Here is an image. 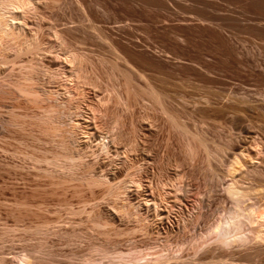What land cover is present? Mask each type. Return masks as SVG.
Returning a JSON list of instances; mask_svg holds the SVG:
<instances>
[{
	"label": "rangeland",
	"instance_id": "1",
	"mask_svg": "<svg viewBox=\"0 0 264 264\" xmlns=\"http://www.w3.org/2000/svg\"><path fill=\"white\" fill-rule=\"evenodd\" d=\"M38 1L21 34L0 38V264H16L21 251L32 264H132L129 251L148 246L191 257L193 229L231 204L226 184L264 190V110L226 101L264 83L229 66L206 82L170 63L183 49L171 33L134 25L151 18L135 2L98 0L119 7L107 16L97 0ZM84 9L102 32L119 16L136 36L91 35ZM127 37L167 52V62L123 57ZM67 50L82 54L81 69ZM216 56L207 59L221 64ZM237 152L241 167L230 173ZM251 261L264 264V247Z\"/></svg>",
	"mask_w": 264,
	"mask_h": 264
},
{
	"label": "bare ground",
	"instance_id": "2",
	"mask_svg": "<svg viewBox=\"0 0 264 264\" xmlns=\"http://www.w3.org/2000/svg\"><path fill=\"white\" fill-rule=\"evenodd\" d=\"M81 1H75L79 3V8H82L81 6L83 3L85 4V2ZM121 1L124 0H120V2ZM127 1H132V3L135 2L136 7L141 10L144 8V11L142 10L143 12H145L146 9L147 11H153V13L148 11V16L151 18L149 17L150 19L144 21L141 17H138V15L132 14L133 11H137L138 9L130 11L132 13L129 14V9L126 7L130 4H126L128 3ZM182 1H189L190 3L185 4ZM38 2V0H0V35H2L0 38H6V36L14 37L15 35L17 37L20 31L23 30V25L25 23L24 19L26 18L25 14L28 13V11L30 12V10L33 11L31 13L35 14ZM100 2L97 0L92 3H94L95 8L102 7L104 15H111V13H113L112 9H119L116 5L120 2L116 3L115 6L117 8L108 7L109 4H111L109 6L113 5L110 2L107 7L102 6ZM114 2L115 1H113V3ZM125 2L127 5L125 8L128 12L123 11V13L127 12V15L125 14L126 16L124 17H127L129 14L142 20L143 22L138 20L136 23V19H134V22L130 17L131 21L135 23L134 25H138L144 30H142L143 33L145 32L144 34H172V42L182 48L183 52L173 51L172 57L170 55L168 56L170 63H177V65L180 64V66L183 64L184 68H189L187 69L188 72L191 69L195 76L199 75V77L205 81L207 76V80L210 79L208 74L213 70L218 68L220 70L223 66H229L231 67L230 69H234L238 74L239 72H247L264 83V0H221V2L216 0H125ZM228 4L231 5V7ZM88 5H90V2ZM130 6L134 5L132 4ZM88 7L89 6L84 8ZM89 8H92L91 5ZM130 9H132V7ZM86 10L84 9L86 13H84V16L82 15L88 23L86 30L88 31L89 29L91 35L95 37L105 36L107 38L114 34L116 38H122L123 35L131 36V33H133V35L136 34V29H132L135 33L130 29V26H136H134L132 22H127L125 19V21L120 20V18H118L119 16L117 19L114 16L112 21L113 25L109 26L107 31L102 32L103 30L97 24V20H94L95 16L97 19V15H93V11L89 12L88 10L87 12ZM121 10H124V8ZM139 11H137V13ZM142 11H140V14H143ZM147 11L145 12L146 15ZM148 16H144V18ZM238 33H244L243 35L246 34L248 37L245 38L246 36L244 37L242 34L241 36L243 37H240ZM133 35L131 38H133ZM131 38L126 39L128 43L121 46L123 57L129 59L137 54L142 56L143 53L156 56L160 62H164L163 60L165 59H160L162 54L151 52L149 46L143 43V39L142 41L138 39L139 35L138 38ZM244 41H249V46H247L248 44L246 43L244 44ZM196 43L199 44V51L193 54L189 49L194 50L192 46L197 47L198 45L196 46ZM184 45L187 49L182 47ZM133 49H137L141 53H137ZM165 53L164 56H162L163 58L165 56L167 57ZM75 54L77 55V53L71 50H67L66 53L71 61L70 64L72 63V66L73 64L75 66H80L81 69V65H76V63H78L77 61L79 60H77V56L80 58L82 54L81 56H79V53L77 56ZM207 56H212L213 59L216 56L218 60L220 59L221 64L208 60ZM165 61L167 62V60ZM190 72L189 74H191ZM212 73L214 74V72ZM78 77L77 75V78ZM248 89H250V87H248ZM248 89L239 92L231 91L233 93L227 95L226 101L233 104L242 103L246 106H253L257 109L264 110V91L257 90L250 92ZM237 149L238 146L235 143L233 150ZM209 154L210 152H207V155ZM240 156L241 153L236 154L229 164V172L235 171L236 165H240L241 167L239 161ZM248 189L250 188H239L233 182H229L224 186V194L230 199L231 204H229L218 219L202 227H195L193 229V234L187 241V244L193 249L191 257H183L179 252L169 254L167 249L155 250L152 246L133 248L134 250L131 249L134 252L133 254L128 250L129 254L133 256H126L131 257L132 264H252L251 260L257 256L258 252L264 247V203H262L263 201L260 203L259 200H257L258 195L262 194L259 192H263L264 190L259 188L261 191L257 192L258 190H255V193H253L251 192L252 188L250 190ZM256 193H258L257 196ZM46 230L47 229H45V231ZM45 231L41 228L37 229L39 233H47ZM118 253L121 258L124 257V252ZM31 254L29 256L27 253H22V251L19 252L15 260L16 264H32L30 261Z\"/></svg>",
	"mask_w": 264,
	"mask_h": 264
}]
</instances>
